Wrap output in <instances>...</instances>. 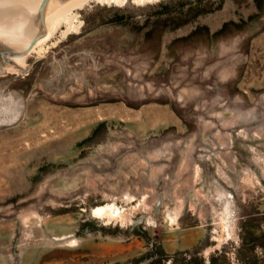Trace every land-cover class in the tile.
Listing matches in <instances>:
<instances>
[{
	"label": "rangeland",
	"instance_id": "rangeland-1",
	"mask_svg": "<svg viewBox=\"0 0 264 264\" xmlns=\"http://www.w3.org/2000/svg\"><path fill=\"white\" fill-rule=\"evenodd\" d=\"M73 14L23 72L0 56L19 117L0 125V264H134L151 245L264 264V0ZM110 202L126 220L90 216Z\"/></svg>",
	"mask_w": 264,
	"mask_h": 264
},
{
	"label": "water",
	"instance_id": "water-1",
	"mask_svg": "<svg viewBox=\"0 0 264 264\" xmlns=\"http://www.w3.org/2000/svg\"><path fill=\"white\" fill-rule=\"evenodd\" d=\"M86 0H0V56L24 70L23 59L48 36V23Z\"/></svg>",
	"mask_w": 264,
	"mask_h": 264
},
{
	"label": "bare ground",
	"instance_id": "bare-ground-1",
	"mask_svg": "<svg viewBox=\"0 0 264 264\" xmlns=\"http://www.w3.org/2000/svg\"><path fill=\"white\" fill-rule=\"evenodd\" d=\"M97 2L98 4H113L115 6H122L125 4L127 0H86L81 6L72 9L70 11L63 12L56 17H54L47 25V30L49 32V36L42 42L37 43L25 56L23 59V65H26V60L34 53L38 52V50L42 49L43 44H45L53 35L55 30L61 26L62 23L66 24V29L63 31V34H68L72 30H74L77 26L74 25V20L76 19V14H73L75 10H79L83 7L84 4L87 2ZM152 0H133L134 3L141 5L144 3H149ZM156 1V0H155ZM12 62V61H11ZM13 63V62H12ZM14 64V63H13ZM25 69V68H24ZM19 70H22L20 67L14 64V66H9L5 68V71L8 73H16ZM23 72V70H22ZM18 103L14 101V99L11 96H0V125L1 124H7V123H15V121L19 118L18 117ZM89 214L92 218L98 219V220H104L105 222L109 223L115 220H119L123 222L127 218V213L122 208L118 207L115 203H105L101 205H97L92 207L89 210ZM224 217V216H223ZM228 217V216H226ZM231 218V217H230ZM223 220V219H222ZM228 220H226L225 223L220 222V231H215V237L214 242L218 243L222 241V239L229 235V229H228ZM69 238V237H68ZM65 237H62L58 240H65ZM69 241V240H68ZM76 240H72L68 246L75 247L77 244ZM216 246H212L208 249H206V252L213 249H217ZM167 264H170L169 262Z\"/></svg>",
	"mask_w": 264,
	"mask_h": 264
},
{
	"label": "trees",
	"instance_id": "trees-1",
	"mask_svg": "<svg viewBox=\"0 0 264 264\" xmlns=\"http://www.w3.org/2000/svg\"><path fill=\"white\" fill-rule=\"evenodd\" d=\"M154 250L142 255L140 258L134 261V264H177V259L182 257L181 264H204V260L200 258H192L191 256H195V251H184V252H176L172 255L165 253V251L161 248L160 245L153 246ZM242 248V247H241ZM241 248L236 252L235 257L239 264H256V258L253 255L254 246L248 249L249 255L246 258L247 260L240 259V251ZM223 254L222 251L218 252L214 251L213 255L209 258V264H214L216 258ZM186 258H189L186 260Z\"/></svg>",
	"mask_w": 264,
	"mask_h": 264
}]
</instances>
